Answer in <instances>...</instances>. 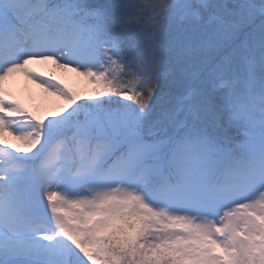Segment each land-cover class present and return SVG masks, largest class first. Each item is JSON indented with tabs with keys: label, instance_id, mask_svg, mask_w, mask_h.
<instances>
[{
	"label": "snow or ice",
	"instance_id": "6c2138e0",
	"mask_svg": "<svg viewBox=\"0 0 264 264\" xmlns=\"http://www.w3.org/2000/svg\"><path fill=\"white\" fill-rule=\"evenodd\" d=\"M0 264H264V0H0Z\"/></svg>",
	"mask_w": 264,
	"mask_h": 264
},
{
	"label": "bare ground",
	"instance_id": "6f19581e",
	"mask_svg": "<svg viewBox=\"0 0 264 264\" xmlns=\"http://www.w3.org/2000/svg\"><path fill=\"white\" fill-rule=\"evenodd\" d=\"M52 66H48L51 68ZM47 71L48 69H44ZM57 78L62 79L66 84L74 89L80 91L83 88L84 79L78 76L74 72H64L60 69L52 68ZM21 85L27 86L30 92V99L26 98V95L20 90ZM9 87L11 89L19 90L21 95V101L27 106L29 109L33 110L34 106H37V112L41 115H44L47 111L55 107L58 103L54 97H50L46 95L40 88H38L35 84L26 81L23 76H16L9 82ZM90 87V86H89ZM10 143L11 140H9ZM17 143L14 141V144Z\"/></svg>",
	"mask_w": 264,
	"mask_h": 264
},
{
	"label": "rangeland",
	"instance_id": "374dc122",
	"mask_svg": "<svg viewBox=\"0 0 264 264\" xmlns=\"http://www.w3.org/2000/svg\"><path fill=\"white\" fill-rule=\"evenodd\" d=\"M89 88V86L88 85H86V83H85V81H84V83H83V88L80 90V91H84V90H87ZM13 92H15V94L17 95V97L20 99V100H22L21 98V95H20V93H19V90H17V89H11ZM20 90L26 95V98H28V99H30V92H29V90H28V88H27V86H25V85H21V87H20ZM37 106H34V108H33V110L34 111H37ZM6 140L9 142V140H11V142L14 144V140L11 138V137H6Z\"/></svg>",
	"mask_w": 264,
	"mask_h": 264
}]
</instances>
